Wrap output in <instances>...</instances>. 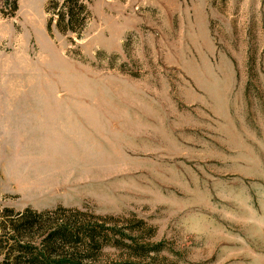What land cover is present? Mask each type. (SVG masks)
<instances>
[{
  "label": "rangeland",
  "instance_id": "rangeland-1",
  "mask_svg": "<svg viewBox=\"0 0 264 264\" xmlns=\"http://www.w3.org/2000/svg\"><path fill=\"white\" fill-rule=\"evenodd\" d=\"M85 1L61 32L50 0H0L1 207L160 247L102 263L264 264V0Z\"/></svg>",
  "mask_w": 264,
  "mask_h": 264
},
{
  "label": "trees",
  "instance_id": "trees-1",
  "mask_svg": "<svg viewBox=\"0 0 264 264\" xmlns=\"http://www.w3.org/2000/svg\"><path fill=\"white\" fill-rule=\"evenodd\" d=\"M4 2L10 4L13 12L17 10V0ZM47 9L56 16L55 25L61 32H77V28L82 29L90 17L85 0H65L61 6L59 1L50 0ZM51 21L48 24L50 32ZM108 220L63 207L38 211L27 206L18 211L2 208L0 204V242L4 243L2 248L5 249L0 264H137L129 260L102 263L96 252L107 245L121 244L135 255H142L140 250L145 254L160 250L158 245L147 248V245L138 243Z\"/></svg>",
  "mask_w": 264,
  "mask_h": 264
}]
</instances>
